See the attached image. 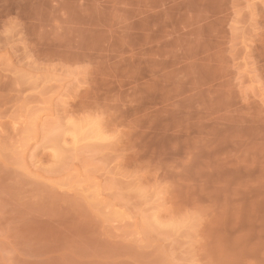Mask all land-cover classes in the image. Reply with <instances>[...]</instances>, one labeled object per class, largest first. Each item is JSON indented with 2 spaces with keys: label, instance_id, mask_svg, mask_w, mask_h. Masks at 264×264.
<instances>
[{
  "label": "rangeland",
  "instance_id": "rangeland-1",
  "mask_svg": "<svg viewBox=\"0 0 264 264\" xmlns=\"http://www.w3.org/2000/svg\"><path fill=\"white\" fill-rule=\"evenodd\" d=\"M0 264H264V0H0Z\"/></svg>",
  "mask_w": 264,
  "mask_h": 264
}]
</instances>
